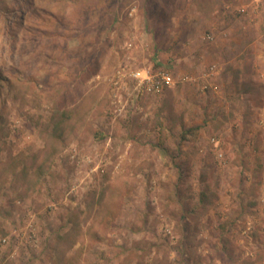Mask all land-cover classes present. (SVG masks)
I'll return each mask as SVG.
<instances>
[{
    "label": "rangeland",
    "instance_id": "1",
    "mask_svg": "<svg viewBox=\"0 0 264 264\" xmlns=\"http://www.w3.org/2000/svg\"><path fill=\"white\" fill-rule=\"evenodd\" d=\"M119 67L190 80L137 97ZM0 238V264H264V0H0Z\"/></svg>",
    "mask_w": 264,
    "mask_h": 264
},
{
    "label": "built area",
    "instance_id": "2",
    "mask_svg": "<svg viewBox=\"0 0 264 264\" xmlns=\"http://www.w3.org/2000/svg\"><path fill=\"white\" fill-rule=\"evenodd\" d=\"M135 8L130 12L133 15ZM215 68L213 67L212 70ZM190 77L176 78L174 74L166 69L161 70H137L127 69L126 67H119L116 72V82H129L133 85L134 92L137 97L140 94H158L165 91L167 88L175 86L180 81H189ZM128 83V84H129ZM8 243L7 238H0V251ZM1 257V256H0Z\"/></svg>",
    "mask_w": 264,
    "mask_h": 264
},
{
    "label": "trees",
    "instance_id": "3",
    "mask_svg": "<svg viewBox=\"0 0 264 264\" xmlns=\"http://www.w3.org/2000/svg\"><path fill=\"white\" fill-rule=\"evenodd\" d=\"M63 119L69 120L71 119V113L69 111H64L63 113ZM199 136V127L190 128L183 132L182 139L186 142L196 140ZM43 169V166H42Z\"/></svg>",
    "mask_w": 264,
    "mask_h": 264
}]
</instances>
